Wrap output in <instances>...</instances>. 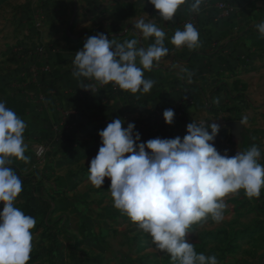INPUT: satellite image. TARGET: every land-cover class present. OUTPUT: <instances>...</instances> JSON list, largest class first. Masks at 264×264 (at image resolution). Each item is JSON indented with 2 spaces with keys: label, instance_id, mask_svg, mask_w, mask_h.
I'll list each match as a JSON object with an SVG mask.
<instances>
[{
  "label": "clouds",
  "instance_id": "9594fccd",
  "mask_svg": "<svg viewBox=\"0 0 264 264\" xmlns=\"http://www.w3.org/2000/svg\"><path fill=\"white\" fill-rule=\"evenodd\" d=\"M145 3V0H144ZM164 21H170L189 0H147ZM205 0H191L190 11L199 14ZM146 15V14H145ZM147 16V15H146ZM137 38L117 43L103 33L89 37L72 61L73 76L113 83L133 94L148 93L154 85L145 78L169 53L166 33L157 24L138 19ZM264 36V21L255 25ZM170 43L175 48L200 47L199 31L191 23L177 29ZM82 88L89 90L87 86ZM174 110L162 113L171 125ZM245 117L242 123H245ZM117 117L98 132L102 146L88 165L90 184L101 189L107 178L113 207L148 234L159 251L170 256L172 264H219L215 255L198 253L187 236L194 224L209 218L224 219L225 198L243 190L248 198H259L264 189V164L260 149L253 145L229 156L214 146L220 125L206 121L190 122L183 138H153L140 143L135 124ZM26 122L0 101V264H28L33 249L36 219L17 207L23 182L10 166L12 161L28 162L24 133ZM210 130V131H209Z\"/></svg>",
  "mask_w": 264,
  "mask_h": 264
},
{
  "label": "crops",
  "instance_id": "0c3cea01",
  "mask_svg": "<svg viewBox=\"0 0 264 264\" xmlns=\"http://www.w3.org/2000/svg\"><path fill=\"white\" fill-rule=\"evenodd\" d=\"M42 1L34 20L37 28L22 36L23 57L8 79L0 77L6 106L26 122L28 147L40 144L46 135L49 139L53 130L61 133V140H50L53 146L62 141L69 144L72 134L103 129L117 117L124 120V127L134 123V131L145 117H150L153 130L160 129L167 126L164 110H200L207 96L233 100L239 87L249 90L250 74L264 77V36L255 28L264 21V0H226L234 10L222 19L215 18L218 0H205L199 14L190 11L189 0L170 21L162 20L154 8L139 10L138 0H98L97 11L91 1L87 7L82 0ZM140 18L164 29L169 48L167 56L144 72L154 81L150 92L133 94L113 83L73 76L75 53L89 37L103 33L117 43L132 38L144 47L152 43V38L143 39L134 28ZM189 22L199 31L201 45L195 50L177 49L171 37ZM240 65L243 71L238 70ZM239 80L246 84L239 85ZM95 142L101 140L88 137L89 145Z\"/></svg>",
  "mask_w": 264,
  "mask_h": 264
},
{
  "label": "rangeland",
  "instance_id": "374dc122",
  "mask_svg": "<svg viewBox=\"0 0 264 264\" xmlns=\"http://www.w3.org/2000/svg\"><path fill=\"white\" fill-rule=\"evenodd\" d=\"M82 1L85 7L90 1L95 5L98 2ZM42 3V0H0V77L3 75V80L13 74L14 65L23 57L26 50L21 46L22 36L37 28L34 20ZM229 5L232 7L229 16H216V9L215 18L230 17L234 6ZM138 6L139 10L153 8L147 0L145 3L138 0ZM93 9L97 11L99 6ZM243 68L238 66V70ZM249 76V90L239 87L233 100L226 96L222 97L223 101L204 97L200 110L175 111L171 125L153 130L150 117H145L138 122L136 130L139 142L157 137L183 138L188 123L215 120L220 130L214 146L221 154L227 151L233 156L255 145L261 151L259 163L264 164V77ZM243 83L246 84L238 82ZM0 101H6L1 94ZM245 117L242 138L233 140L229 123L242 122ZM103 129L83 130L71 135L72 143L62 141L54 146L56 139L61 140V133L53 130L49 139L46 135L40 144L27 148V163L12 161L10 166L23 182L17 207L36 219L28 264H172L170 256L159 251L148 234L113 207L107 178L101 189L90 184L87 168L102 144L89 145L88 137L100 140L98 132ZM52 138L54 141H50ZM38 146L43 148L39 156L35 153ZM225 203L221 222L209 218L194 224L187 239L198 253L215 255L219 264H264V189L259 198L251 199L241 190L228 195Z\"/></svg>",
  "mask_w": 264,
  "mask_h": 264
},
{
  "label": "built area",
  "instance_id": "2783aa9c",
  "mask_svg": "<svg viewBox=\"0 0 264 264\" xmlns=\"http://www.w3.org/2000/svg\"><path fill=\"white\" fill-rule=\"evenodd\" d=\"M217 13L216 16L218 17H225L229 16L232 10V7L226 0H219L216 4ZM43 152L42 146H38L35 150L37 156L41 155Z\"/></svg>",
  "mask_w": 264,
  "mask_h": 264
},
{
  "label": "water",
  "instance_id": "95a60500",
  "mask_svg": "<svg viewBox=\"0 0 264 264\" xmlns=\"http://www.w3.org/2000/svg\"><path fill=\"white\" fill-rule=\"evenodd\" d=\"M240 122L241 121H232L229 123L233 140L242 138L243 125Z\"/></svg>",
  "mask_w": 264,
  "mask_h": 264
}]
</instances>
